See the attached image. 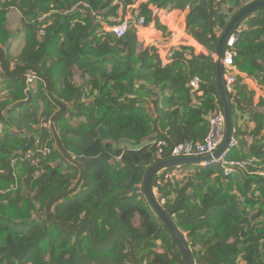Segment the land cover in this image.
I'll return each mask as SVG.
<instances>
[{
  "label": "trees",
  "instance_id": "trees-1",
  "mask_svg": "<svg viewBox=\"0 0 264 264\" xmlns=\"http://www.w3.org/2000/svg\"><path fill=\"white\" fill-rule=\"evenodd\" d=\"M136 1L0 0V264H187L141 192L144 177L174 146L204 139L208 117L223 106L212 57L219 32L248 4L264 0L140 4L145 25L154 22L163 33L148 7L183 12L186 33L207 52L180 46L168 65L154 50L141 49L132 29L121 38L98 33L97 17L123 14ZM12 7L25 33L16 59L3 48ZM243 21L234 65L264 87V9ZM73 67L82 73L78 85ZM27 74L37 79L34 85H27ZM194 77L204 93L192 103ZM240 81L237 76L230 101L235 138ZM27 89L32 103L11 110L27 99ZM29 136L32 144L23 150ZM159 140L165 143L160 159L150 144ZM43 146L50 154L40 156L38 167L25 159ZM239 148L227 160L250 161ZM252 165L253 174L232 176L217 165H183L182 180L159 185L153 176L154 197L164 199L160 206L195 264H264V175L257 174L261 163Z\"/></svg>",
  "mask_w": 264,
  "mask_h": 264
},
{
  "label": "built area",
  "instance_id": "built-area-1",
  "mask_svg": "<svg viewBox=\"0 0 264 264\" xmlns=\"http://www.w3.org/2000/svg\"><path fill=\"white\" fill-rule=\"evenodd\" d=\"M117 1L118 0H116V2ZM116 2L112 3L111 6H115ZM244 5H246L245 2ZM157 9L164 12L172 11V9L170 8L167 9L157 8ZM158 14L159 12L154 10V16H158ZM45 16L46 15H43L40 18V20H42ZM154 16L152 11V18H155ZM127 18H125V14H119V12L117 11L115 15H111L105 20L102 17H97V23L101 26V28L98 30V33L100 34L111 33L114 36L121 38L130 28H134L138 32H143L148 29V26L145 25L144 18L140 16L139 13L137 14V17L134 18L133 20L128 14H127ZM244 30H245V21L238 23L234 28V30L232 31L231 35L226 40L223 51V57H222L223 82L227 95L231 102L234 100V96L236 92L237 76H238V71L236 70V67L234 65V58L236 56L235 46L236 43L239 41L241 34L243 33ZM160 34L161 37L159 41L156 42L153 41L152 44L153 48L150 49L156 52L163 65H168L171 63L172 61L171 56L174 49H177L180 46L191 48L187 46L186 37H185L186 35L188 37L190 36L186 33V30L183 27L180 28L178 27L176 30L173 31L166 30L164 33L161 32ZM219 34L221 35L222 33L219 32ZM36 80L37 79L35 78V76H33L32 74H27L26 83L28 86L34 85ZM200 83L201 81L198 77L192 78L188 83V88L190 89L191 97L193 95L198 96L194 100H192V103H194L197 98H201L202 96V93L199 89ZM216 109L217 110H215L213 114L208 117V130L204 139L198 143L185 142L174 146L169 151L170 158L202 157V156L212 155L220 147L224 138L225 116L223 114V111L219 107H217ZM150 144L155 145L157 149V158L160 159L163 154V147L165 146V143L163 142V140H159V141H153ZM237 147H238V139L232 135L226 149L216 159H213L211 162L208 163H202L199 166L217 165L222 168L223 174L225 176H232L236 174L238 171L244 169L246 166L252 165V161L227 160V157L230 154V152L233 149H236ZM49 154H50L49 148L43 146L37 149L36 154L32 152L28 153L25 156V159L34 163L38 167L40 156L46 157ZM11 164L14 167L16 161L12 160ZM164 173L165 170H162L159 173H157L156 176H157L158 185L162 180H164V182L171 180L174 176H177L176 174H179V177L181 176L180 172L178 173V168H175L173 172H170L171 174L168 173L164 174ZM161 174L165 175V177H163ZM257 174L264 175L263 173H259V172ZM152 193L155 197L158 196V190L156 186L152 188ZM159 200H160V205L164 204V199H159Z\"/></svg>",
  "mask_w": 264,
  "mask_h": 264
},
{
  "label": "crops",
  "instance_id": "crops-1",
  "mask_svg": "<svg viewBox=\"0 0 264 264\" xmlns=\"http://www.w3.org/2000/svg\"><path fill=\"white\" fill-rule=\"evenodd\" d=\"M242 2L244 4V0H242ZM145 3L146 0H137L133 5L127 7L123 12V14H125V18H127V14L131 17L132 20L136 18L137 14L139 13V5ZM148 8L153 11V16L154 10L159 12L158 16H154L155 18L153 19L157 20L158 23L165 30L173 31L176 30L178 27L185 28V15L183 12L181 13L180 10L164 12L151 6ZM234 12H236V9H233V11L230 13L226 12V14L228 15L226 19L227 22L229 21ZM94 16H98V14H94ZM6 17V28L10 33L11 37L8 40V46L3 48L5 49V51L8 52L10 59H16L20 56L25 46L23 19L21 14L15 7L9 9V13ZM147 26L148 29L143 32H138L134 28L130 29L135 32V35L137 36L139 42V47H141V49L152 50L150 48H153V41H159L161 37V31L155 29L153 22L147 24ZM185 37L187 46L191 47L197 54L207 55L206 50L202 46H200L195 40H193L191 37H188L187 35ZM212 57L214 58L215 62V54H213ZM71 72L73 74V82L77 85L80 84L82 81L80 77L82 74L81 71L73 67L71 69ZM75 73L78 78L77 81L75 80ZM238 77L241 79L239 84L241 89L240 92L238 91L240 95V108L236 111L234 119L236 125L235 129H237L241 134L237 138L238 148L240 146L241 148L239 149H241L243 155L249 156L248 160L250 159V161H254L259 164L261 163L260 166L262 171L258 172L264 174V87L258 83L256 77H248L243 73H238ZM201 93L203 95L204 92L201 91ZM48 100H51V98H49ZM220 109L223 111V106ZM83 121L84 119H80V121L78 122ZM76 124L77 121H74L71 125L73 126ZM147 143H144L142 145H145ZM125 145L123 144V146ZM142 145L138 146L137 149L140 148ZM256 152L259 155L258 157H255L254 153Z\"/></svg>",
  "mask_w": 264,
  "mask_h": 264
},
{
  "label": "water",
  "instance_id": "water-1",
  "mask_svg": "<svg viewBox=\"0 0 264 264\" xmlns=\"http://www.w3.org/2000/svg\"><path fill=\"white\" fill-rule=\"evenodd\" d=\"M264 9V2L262 1H255L245 8H243L235 17L231 19L228 26L224 29L222 34L220 35V38L218 40L216 49H215V64H216V79L218 83L219 93L220 97L223 102V113L225 116V131H224V138L222 141V144L220 147L212 154L202 157H182V158H169L165 160H161L159 162L154 163L149 169L147 170L143 186L141 189V192L148 202V204L151 206L153 212L156 214L157 218L162 222V224L167 228L173 239L176 241L182 252L184 253V256L186 258L187 264H195L193 261V258L191 256V252L189 247L187 246L186 242L183 240V238L180 236L179 232L176 230V228L172 225L168 217L164 214L161 206H160V200L158 198H155L151 192V180L154 175L159 173L160 171L167 169L168 167H178L183 165H200L202 163H208L211 162L213 159H216L227 147L232 134H233V125H232V113H231V102L227 95L224 82H223V73H222V57H223V51L225 42L228 39V37L231 35L232 31L236 27V25L242 21V19L247 16L251 11L255 9ZM27 99L21 103H18L11 107L10 109H15L20 106L30 105L32 103V97L29 92V90H26ZM33 141V137L29 136V142L28 144L23 148V150L27 149L31 146ZM137 192H140L139 188H136Z\"/></svg>",
  "mask_w": 264,
  "mask_h": 264
},
{
  "label": "rangeland",
  "instance_id": "rangeland-1",
  "mask_svg": "<svg viewBox=\"0 0 264 264\" xmlns=\"http://www.w3.org/2000/svg\"><path fill=\"white\" fill-rule=\"evenodd\" d=\"M249 0H244V2L246 3V5L251 1H249ZM242 5L244 6V4L242 3ZM249 5V4H248ZM77 73V72H76ZM76 73H75V80L77 81L78 80V78H77V76H76ZM3 87L0 85V89H2ZM0 97H1V95H0ZM196 97H198V96H195V95H193L192 97H191V94L189 95V100L192 102V100H194ZM196 101V100H195ZM207 130H208V127H207ZM207 133V132H206ZM205 137V136H204ZM252 162H254V161H252ZM254 163H256V162H254ZM175 168H179V166L178 167H175ZM221 168V167H220ZM251 168L252 169H254V167H252V165H248V166H246L244 169H242V170H240L241 172H246V173H248V174H253V171L251 170ZM222 169V168H221ZM164 170H166V169H164ZM223 171V170H222ZM166 172H168L167 170H166ZM168 174H171V173H169L168 172ZM174 175V174H173ZM177 176H174L172 179H175L176 181H180V180H182V174H180L181 176V178L179 177V174H176ZM163 177H165V175H163ZM162 182H164V180H162L161 182H160V184L162 183ZM164 183H167V182H164ZM90 188H92V187H90ZM151 192H152V189H151ZM84 194V196H82V197H80V198H78V199H76V200H84V198H85V195L87 194L86 192H84L83 193ZM153 194V193H152ZM154 196V195H153ZM74 201V200H73ZM71 202V201H70ZM136 224H138V219H137V222H136Z\"/></svg>",
  "mask_w": 264,
  "mask_h": 264
}]
</instances>
